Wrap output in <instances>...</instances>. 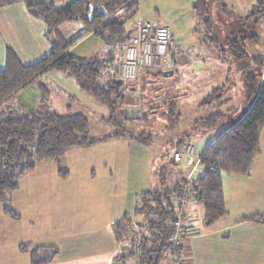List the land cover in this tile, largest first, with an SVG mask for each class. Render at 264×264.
Returning <instances> with one entry per match:
<instances>
[{"label": "trees", "instance_id": "trees-1", "mask_svg": "<svg viewBox=\"0 0 264 264\" xmlns=\"http://www.w3.org/2000/svg\"><path fill=\"white\" fill-rule=\"evenodd\" d=\"M19 1L45 23L44 35L49 41L50 50L30 64L21 63L13 52L6 51L5 66L0 69V107L43 72L55 70L72 77L82 92L104 105L107 109L105 120L117 126L115 99L123 97L122 83L117 80L112 67L117 57L122 58L121 50L116 46L130 39L125 22L137 13L138 0H73L60 7L36 0H0V7ZM220 6L224 9L225 4L221 3ZM192 12L203 31V38L219 52L223 61L228 62V66L223 83L210 89L198 102L200 114L191 124L188 134L208 132L224 125L226 120H233L203 150L200 159L203 174L196 179L197 201L202 206L205 225H210L226 214L221 172L248 174L253 158L259 152V136L264 124V55L249 57L245 41H256V35L252 32H232L226 38L227 47L219 48L212 37L206 0H195ZM262 16L264 0H260L252 12L236 19L240 22L252 19L256 24ZM72 21H81L85 33L93 32L102 38L108 46L103 57L75 56L68 51L71 43L65 42L59 27ZM232 65L237 66L243 76L242 92L247 110L242 115H239L236 106L231 105ZM106 67L110 68L108 77L100 80L101 72H105ZM40 90L41 100L36 108L0 109L1 201L17 189L19 178L31 173L37 162L58 160L70 147H90L111 137L110 134L90 136L88 121L82 114L61 115L52 111L45 105V87L40 85ZM167 118L171 127L177 124L180 113L176 111L175 103L169 104ZM144 135H130V138L143 140ZM162 174L158 173L155 187L137 195L132 217L141 218L139 226L142 229L139 233L132 232L126 245L120 246L122 260L134 258L136 264H160L163 252L172 245L170 236L174 230V209L171 200L180 193L183 179L168 185L167 178L164 180ZM3 211L17 217L10 208L4 207ZM242 220L264 222V216H246ZM131 221V217L124 216L114 222L116 241L129 233ZM21 250L25 251L24 245H21ZM46 250L49 253L43 259L37 256L36 249L31 252V264L46 263L57 252L49 247Z\"/></svg>", "mask_w": 264, "mask_h": 264}, {"label": "crops", "instance_id": "crops-1", "mask_svg": "<svg viewBox=\"0 0 264 264\" xmlns=\"http://www.w3.org/2000/svg\"><path fill=\"white\" fill-rule=\"evenodd\" d=\"M36 1L53 3L60 7L73 0ZM223 1L231 8L235 17H242L252 12L260 0ZM76 22L81 21L66 22L59 27V32L65 42H67L68 30L73 28L77 32H82V39L88 40L94 37L93 32L85 33L84 25L80 26V24H75ZM162 25L169 28L164 23ZM45 31V23L31 14L23 2L19 1L1 6L0 69L5 66L7 50L13 52L23 64L33 63L48 53L50 44L44 35ZM129 33L131 38L133 27L129 28ZM172 34L170 31L168 47H171L173 43ZM95 37L96 39L91 40L88 44L71 45L68 51L75 56L103 57L108 46L105 45L101 37L98 35ZM250 43L255 44L256 42ZM103 45L104 47L101 49L100 46ZM98 48L102 52L96 55ZM72 51H76V53ZM257 55H264V53ZM109 69L106 67L105 72H101V78H104L103 74L105 78L108 77L106 73ZM101 78L100 80H102ZM221 78L222 81L219 79L217 86L223 83L224 74ZM40 85H43L46 90L45 105L58 114H80L76 109L73 113L70 112L74 107L77 108L80 103L92 104L88 100L90 96L79 89L72 77L55 70H47L17 91L7 102L1 105L0 109L29 110L36 108L41 100V93L38 94V90L41 92ZM21 91L26 94V98L29 97L34 103L30 105V103H25L23 99H18L14 106L8 105L10 100ZM102 107L96 108L100 110V114L104 115L101 119L106 121L107 109L104 105ZM62 108L68 110V113H59L58 109ZM142 115L139 114V116ZM167 125L168 123L165 124V127ZM46 161H48L46 163H50V160ZM171 163L173 165V160ZM36 164L34 170L26 174L25 192L21 187V184H24L22 175L19 178L17 189L10 192L9 206L4 205L0 209V231H5L4 228L11 230L9 237L0 235V264H31V252L36 249L37 256L43 259L46 257L44 249L47 247L54 248L57 252L49 261L42 264H125L127 260L132 259L122 260L120 258L121 248L115 239L113 224L124 216L132 218L133 214L129 215L123 205H119L121 208L116 209L117 213H114L112 208L113 192L110 191L109 187L84 188L76 186L68 180V176L65 178L64 175L60 176L56 170L49 172V175L47 173L45 175L43 172L36 176L38 171ZM49 165L55 168L53 164ZM199 166L201 167V165ZM177 171L178 173L177 175L175 173L171 184L183 179L184 174L188 172L187 170ZM198 172L203 174V168L201 167ZM221 187L226 214L212 224L205 225L202 217L203 209L198 201L188 206L185 213V231L181 244L185 257L184 263L264 264V222L242 220V217L246 216H264V124L259 136V152L253 158L248 174L221 172ZM141 192L144 191H140L135 197L137 198ZM23 194H25V198L21 197ZM9 197L7 196L8 199ZM14 200H16L17 205ZM4 207L10 208L17 214V217L4 213ZM54 210L58 211L54 214L56 215L55 218L50 217L51 214L48 215L49 211ZM21 245H24L25 251L21 250ZM160 264H172L170 257L164 255Z\"/></svg>", "mask_w": 264, "mask_h": 264}, {"label": "rangeland", "instance_id": "rangeland-1", "mask_svg": "<svg viewBox=\"0 0 264 264\" xmlns=\"http://www.w3.org/2000/svg\"><path fill=\"white\" fill-rule=\"evenodd\" d=\"M194 1L138 0V11L125 22V27L132 28L137 18L155 19L161 24L168 25L173 33V43L171 47L167 48V64L161 69L141 70L134 80H120L116 76L117 80L122 83L121 94L123 95L122 99H115L116 109H118L117 126L101 119L104 115L100 114V110L96 107H103L90 97L88 100L92 104L83 102L78 104L77 108L74 107L70 113L76 109L86 118L90 136L100 137L110 134L111 137L90 147H70L58 160H50V163H46L48 162L46 160L41 161L42 163L36 164V170H38L36 176L43 172L45 175L46 173L49 175V172L56 170L60 176L64 175V178L68 176V180L76 186L84 188L109 187L113 192L112 208L114 213H117L116 209L121 208L119 205H123L125 211L132 215L136 194L155 187L159 172L163 173L164 180L167 178L166 183L169 185L175 173L177 175V170L190 171L191 166L184 163V157L178 164L173 161L172 165L173 153L175 151L182 152L187 145H190L193 148L194 157L202 154V150L207 147L210 141L220 134L228 123L233 121L226 120L224 125H219L215 129L201 134L189 135L187 131L200 114L196 105L198 100L210 89L216 87L219 79L222 81L221 77L223 74L226 75L228 66V62L223 61L219 52L203 38V31L192 12ZM206 2L207 18L212 24V37L216 39L219 48L227 47L226 38L230 33L245 31L256 35L255 44H251V41L248 42V40L245 41V49L249 57L264 53V16L259 18L256 24L252 19L240 22L223 0H206ZM221 2L225 4L224 9L220 8ZM75 24L83 26L81 22ZM83 30H85L84 27ZM82 35V32H77L74 28L70 29L67 32L66 41L72 46H76L88 44L91 40L96 39L95 35L92 39H82ZM128 41L123 44L119 43V45L115 44L121 50L120 54L123 55ZM103 47L104 45L100 46L101 49ZM72 52L76 53V51ZM101 52L102 50L98 48L96 55ZM119 62L120 58L117 57L116 63L112 67L115 73ZM232 67L231 105L236 106L239 115H242L247 110V103L244 101L242 92L243 76L237 66L232 65ZM165 72H168L169 75H165ZM103 77H105L104 74ZM101 79L104 80V78ZM71 81L74 84L72 79ZM39 93L41 92L38 90ZM18 99H23L30 105L34 103L29 97L26 98V94L21 91L10 100L8 105L14 106ZM170 103L176 104L177 111L181 116L175 126L171 127L168 123L165 127ZM58 112L67 114L68 110L62 108L58 109ZM139 114L143 115L139 116ZM140 133L145 134V139L130 138V135L137 136ZM49 164H53L55 168ZM199 170H201L200 166L197 167V171ZM195 172L196 170L192 172V176H195ZM26 178V174L23 175L24 184H21L23 192L27 186ZM25 194L21 197L25 198ZM7 196L9 197L10 193L6 195V199L0 201V209L4 205L9 206L10 197L8 199ZM14 201L17 205L16 200ZM107 208L109 210V204ZM57 212L56 210L49 211L48 215L51 214L50 217L55 218L54 214ZM141 221L140 217H132L129 233L127 232L125 237H121L117 244L123 247L126 245L127 238L132 236V232L139 233L142 229L139 226ZM4 230L0 231V235L9 237L10 228H4ZM182 241L183 236L177 244L172 245V248L171 245L168 246L163 252L162 258L164 255L170 257L171 253L173 255L177 253L182 264H185ZM45 252L44 254L49 253L46 249ZM125 264H136V260L129 259Z\"/></svg>", "mask_w": 264, "mask_h": 264}, {"label": "built area", "instance_id": "built-area-1", "mask_svg": "<svg viewBox=\"0 0 264 264\" xmlns=\"http://www.w3.org/2000/svg\"><path fill=\"white\" fill-rule=\"evenodd\" d=\"M136 1V0H132ZM170 43V31L167 26L162 25L158 20H143L137 18L133 24V35L129 39L120 60L116 76L120 80H134L141 70L152 68L161 69L167 62V48ZM201 153L194 157L193 148L187 145L182 152L175 151L172 159L178 164L184 161L191 166L188 174L183 177L180 193L171 200L174 209L173 232L170 236L172 245L181 240L185 231V213L188 206L197 202L198 184L196 179L199 174L197 167L200 165ZM196 170L195 176L192 172ZM171 245V248L173 247ZM172 264H182L177 253L170 254Z\"/></svg>", "mask_w": 264, "mask_h": 264}, {"label": "water", "instance_id": "water-1", "mask_svg": "<svg viewBox=\"0 0 264 264\" xmlns=\"http://www.w3.org/2000/svg\"><path fill=\"white\" fill-rule=\"evenodd\" d=\"M165 75H169V73L168 72H165Z\"/></svg>", "mask_w": 264, "mask_h": 264}]
</instances>
